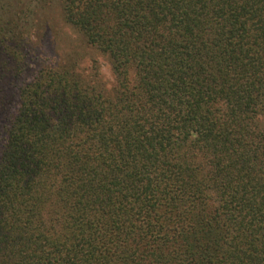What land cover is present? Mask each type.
Here are the masks:
<instances>
[{
	"label": "trees",
	"instance_id": "obj_1",
	"mask_svg": "<svg viewBox=\"0 0 264 264\" xmlns=\"http://www.w3.org/2000/svg\"><path fill=\"white\" fill-rule=\"evenodd\" d=\"M1 140L0 264H264V0H0Z\"/></svg>",
	"mask_w": 264,
	"mask_h": 264
},
{
	"label": "rangeland",
	"instance_id": "obj_2",
	"mask_svg": "<svg viewBox=\"0 0 264 264\" xmlns=\"http://www.w3.org/2000/svg\"><path fill=\"white\" fill-rule=\"evenodd\" d=\"M52 54H38L36 55H29L25 58V61L23 63L22 69L20 73H17V79L15 80V87L12 89V92L16 95H18L19 90L21 87H24L25 85L31 83L34 78L36 77L39 68L42 65L51 64L54 62V59L52 60ZM106 70V69H105ZM108 71V70H107ZM16 98L13 97V102L11 108V114H16V110L18 109V96H17V102L15 101ZM10 118V116H8ZM3 140L0 142V149H2L3 146Z\"/></svg>",
	"mask_w": 264,
	"mask_h": 264
}]
</instances>
